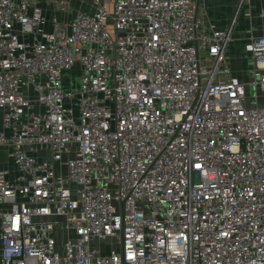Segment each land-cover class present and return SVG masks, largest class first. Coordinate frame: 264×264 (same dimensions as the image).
<instances>
[{
	"label": "built area",
	"instance_id": "1",
	"mask_svg": "<svg viewBox=\"0 0 264 264\" xmlns=\"http://www.w3.org/2000/svg\"><path fill=\"white\" fill-rule=\"evenodd\" d=\"M84 6L0 0V264H264V35Z\"/></svg>",
	"mask_w": 264,
	"mask_h": 264
},
{
	"label": "crops",
	"instance_id": "2",
	"mask_svg": "<svg viewBox=\"0 0 264 264\" xmlns=\"http://www.w3.org/2000/svg\"><path fill=\"white\" fill-rule=\"evenodd\" d=\"M238 2L239 0H205L206 15L222 29L227 28L234 22V35L244 43L252 36L264 35V0H250L249 6L243 7L236 16ZM247 10L250 12L249 15L246 14ZM241 46L243 48L240 49L239 46L238 48L231 46L230 56L234 70L241 76H245L251 67H248L245 63L247 69L241 68L244 60H240L242 58L240 54L246 53L244 44ZM2 164L4 163H0V166Z\"/></svg>",
	"mask_w": 264,
	"mask_h": 264
},
{
	"label": "rangeland",
	"instance_id": "3",
	"mask_svg": "<svg viewBox=\"0 0 264 264\" xmlns=\"http://www.w3.org/2000/svg\"><path fill=\"white\" fill-rule=\"evenodd\" d=\"M88 1L89 0H72V3H73V6L76 9H79V8H82L85 4H87ZM243 44H245L244 41H239V37H237L236 35L233 34V38H232V40L230 42V46H229L230 47L229 56H230L231 46L236 47V48H238V46H239V49H240V48H243L241 46ZM240 55L242 56V58L240 60L241 61L244 60L243 63H242L243 67L241 66V68L242 69H247V66L245 65V63L248 65V67H251L252 64H253V60H252L251 54L246 51L245 54H240ZM230 58H231V56H230ZM72 72H73L74 85L77 86L78 85V78H79V71L77 69H73ZM253 92H254L253 89L250 90L251 94H253ZM3 156H4V150L0 149V163H4V161H5ZM9 164H11V162H9ZM72 220H76V218L73 217Z\"/></svg>",
	"mask_w": 264,
	"mask_h": 264
}]
</instances>
